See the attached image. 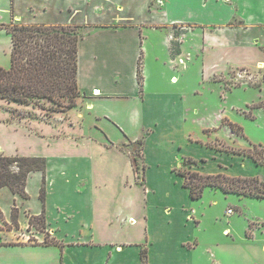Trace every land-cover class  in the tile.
Instances as JSON below:
<instances>
[{
    "label": "crops",
    "instance_id": "crops-1",
    "mask_svg": "<svg viewBox=\"0 0 264 264\" xmlns=\"http://www.w3.org/2000/svg\"><path fill=\"white\" fill-rule=\"evenodd\" d=\"M234 2L237 9L226 0H48L39 9H49L62 19L50 24L73 23L78 28L76 80L80 95L76 105L66 110H42L33 115L16 113L15 107L36 106L34 111H40L37 103L0 97V129L9 126L44 143L68 144L38 155L27 148L24 151L28 153H19L17 145L0 142V154L46 159L44 205L39 198L43 174L36 170L27 175L28 197L7 186L0 187V208L5 220L10 221L15 203L20 234L31 226L29 233L39 238L44 231L29 224V215L43 211L46 232L61 244L9 241L5 237L8 233L1 230L0 264H141L143 243L148 264H190L191 247L187 243L195 239L194 228L201 222L193 205L198 199L190 197L188 188L182 185L183 177L172 166L182 156L178 149L194 155L201 148L194 147L187 135L177 141L164 140L163 134L168 138L178 133L170 126L173 124L182 128L178 123L185 106L176 72L191 82L193 59L201 58L200 68L217 67L214 61L203 65L209 59L222 62L219 68L252 66L259 60L264 63L260 47L264 45V0ZM118 4L123 6L121 13ZM254 5L256 9L252 10ZM235 11L243 22L235 39H231V32L224 34L221 29V35L209 37L204 49L200 48L201 29L210 32L214 25L224 26ZM175 22L192 25L187 39L177 35L171 49L169 26ZM237 45H245L255 60L249 63L228 57L230 46ZM0 64L8 67L5 62ZM165 85L170 88L164 89ZM141 136L145 193L134 182L130 158L116 147ZM161 144H171L179 154L168 168L175 180L164 181L163 189L155 191L148 187L146 176L151 165L147 153ZM182 144L198 152L188 151ZM208 189L205 187L203 194Z\"/></svg>",
    "mask_w": 264,
    "mask_h": 264
},
{
    "label": "rangeland",
    "instance_id": "rangeland-1",
    "mask_svg": "<svg viewBox=\"0 0 264 264\" xmlns=\"http://www.w3.org/2000/svg\"><path fill=\"white\" fill-rule=\"evenodd\" d=\"M226 1L234 3V7L238 8L237 2L234 0ZM9 3L10 0H0V25L1 23L2 25H25L40 23L39 21L50 24L62 20L58 14L49 9L39 10L48 3V0H15V3L14 1ZM117 9L121 13L123 6L118 4ZM253 9H256V5L253 6ZM242 24L239 12L235 11L224 26L214 25L210 28V32L205 28L201 29L203 45L201 43L200 48L204 49V42L207 44L206 40L209 37L221 35L223 31L224 34L231 32L232 39ZM68 25L78 32L76 24L68 23ZM191 25V23L175 22L169 26L170 33L168 35L173 40L169 46L171 49L175 48L177 35L182 34L184 39H187L185 36ZM163 27L167 29L166 25ZM239 33L241 34V32ZM204 36H206L205 39ZM239 37L241 38V35ZM9 47L8 34L4 30L0 31V61L5 62L8 67ZM260 47L264 50V45ZM246 49L245 45L230 46L227 51L228 57L233 61L239 59V61L251 63L255 60V56L249 50L246 52ZM214 57L216 56H211V58ZM201 61L200 57L193 59V69H190L189 75L192 77L190 78L191 82L182 78L181 73L176 72L180 78L178 86L183 88L182 97L185 106L182 121L178 123L182 128H176L173 124L170 126L178 133L170 135L168 138L163 134L164 140L175 139L177 141H182L187 135L190 143L194 144V147L199 146L201 151L196 153L197 149L190 146L185 147L186 145L182 144L183 148L196 154L193 155L178 149L182 156L172 168L189 172L197 170L202 174L221 172L228 176L256 175L264 183V165L258 164L253 156L247 154L254 151L259 159L264 154V63L259 60L251 63L252 66L236 64L219 68L221 66L219 64L222 62H219L218 59H209L208 61L204 60L203 65H210V62L214 61L217 67L200 68ZM0 65L6 67L3 64ZM166 72L163 65V73ZM165 77L168 79V76ZM163 81L165 84L168 82L164 78ZM168 88L170 87L165 85L164 89ZM78 97L75 99L76 103L79 100ZM50 107L52 108V104L46 101L38 104L37 109H41L40 111H34L36 106L34 109L32 107L15 108H17L16 113L28 112L33 115L35 112V114L44 111L48 113ZM84 118H88L86 114ZM229 123L236 124L234 131L230 129ZM163 132H168L166 127H163ZM93 134L100 135L98 132ZM141 138L142 136L135 141L125 140L122 144H116V147L130 158L134 182L145 193L147 188L145 185L146 163L141 149L143 144L137 142V140L141 141ZM0 142L17 145L19 153H28L24 151L27 148L30 152L34 151L38 155L50 154L49 151L55 147L68 146V144H51L48 141L44 143L21 130L14 131L9 126L0 129ZM109 146H114V144ZM178 150L173 149L171 144H161L160 147L153 148V153L150 151L147 153L151 165L146 176L148 187L158 191L163 187L164 181L173 182L174 177L169 173L168 168L176 160V155L179 154ZM133 157L136 158L135 163L132 162ZM153 203L159 205V201L156 202V199H153ZM193 205L198 211L201 222L194 228L195 239L187 243V246L191 247L190 264H264V198L244 196L224 192L219 188H211L206 190L201 198L194 201ZM229 208L232 209L231 213L226 212V209ZM17 213L18 208L14 203L11 219L6 221L0 208V231L8 233V237L5 236L7 240L20 243H45L43 241L52 243L50 241L55 239L57 244H61L59 240L46 232L42 218L33 214L29 215V220H31L29 224L39 231H44L43 237L39 238L29 233L31 226L28 227V231H25L27 236L23 235L25 232L20 234L21 228L17 221ZM141 248L147 250L146 244H141ZM146 264H148V259Z\"/></svg>",
    "mask_w": 264,
    "mask_h": 264
},
{
    "label": "trees",
    "instance_id": "trees-1",
    "mask_svg": "<svg viewBox=\"0 0 264 264\" xmlns=\"http://www.w3.org/2000/svg\"><path fill=\"white\" fill-rule=\"evenodd\" d=\"M10 39V65H0V97L18 103L52 104L50 111L66 110L76 105L75 99L80 95L77 87V40L78 32L68 23L64 24H12L0 25ZM140 82V71H137ZM235 130L236 124L229 123ZM140 142V140H137ZM236 152H242L235 150ZM264 151V150H263ZM258 164L264 165V154L261 159L252 151ZM136 158H132L135 163ZM45 167L44 156L37 155H4L0 154V187L7 186L13 192L28 197L25 191L27 175L31 171L42 172V183L39 198L45 202ZM183 177L182 185L187 187L192 199H199L205 187L219 188L224 192H232L244 196L264 198V183L254 176H228L221 172L202 174L197 170L179 171ZM45 224V215H39ZM31 222V220H29ZM49 243L48 241H43ZM57 244L54 239L50 241ZM141 264L147 263V250L141 248Z\"/></svg>",
    "mask_w": 264,
    "mask_h": 264
},
{
    "label": "built area",
    "instance_id": "built-area-1",
    "mask_svg": "<svg viewBox=\"0 0 264 264\" xmlns=\"http://www.w3.org/2000/svg\"><path fill=\"white\" fill-rule=\"evenodd\" d=\"M226 212H228V213H231L232 212V209H226Z\"/></svg>",
    "mask_w": 264,
    "mask_h": 264
}]
</instances>
